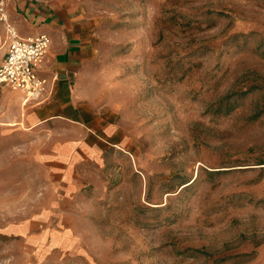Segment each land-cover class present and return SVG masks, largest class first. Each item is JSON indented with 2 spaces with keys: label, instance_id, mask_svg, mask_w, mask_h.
<instances>
[{
  "label": "rangeland",
  "instance_id": "obj_1",
  "mask_svg": "<svg viewBox=\"0 0 264 264\" xmlns=\"http://www.w3.org/2000/svg\"><path fill=\"white\" fill-rule=\"evenodd\" d=\"M84 4L83 86L123 144L26 178L1 125L0 264H264V0Z\"/></svg>",
  "mask_w": 264,
  "mask_h": 264
},
{
  "label": "crops",
  "instance_id": "obj_2",
  "mask_svg": "<svg viewBox=\"0 0 264 264\" xmlns=\"http://www.w3.org/2000/svg\"><path fill=\"white\" fill-rule=\"evenodd\" d=\"M84 5V0H6L8 20L21 36L46 33L51 37L37 69L46 79L40 101L24 103L21 91L0 84V126H11L20 137L14 147L26 151L29 158L26 178H32L31 167L38 165V157L45 178H79V162L92 165L106 151L123 144L116 110L95 104L83 86L85 68L95 51L94 22ZM9 42L5 23L0 20V66ZM11 100L14 109L8 113L5 110ZM39 134L56 137L49 144H39Z\"/></svg>",
  "mask_w": 264,
  "mask_h": 264
},
{
  "label": "built area",
  "instance_id": "obj_3",
  "mask_svg": "<svg viewBox=\"0 0 264 264\" xmlns=\"http://www.w3.org/2000/svg\"><path fill=\"white\" fill-rule=\"evenodd\" d=\"M0 20L5 23L10 39L5 60L0 66V84L21 91L24 103L38 102L45 92L46 79L37 69L51 44V37L46 33L21 36L8 20L6 0H0Z\"/></svg>",
  "mask_w": 264,
  "mask_h": 264
}]
</instances>
